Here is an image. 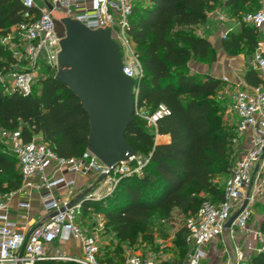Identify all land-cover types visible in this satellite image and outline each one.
Returning <instances> with one entry per match:
<instances>
[{
	"label": "trees",
	"instance_id": "1",
	"mask_svg": "<svg viewBox=\"0 0 264 264\" xmlns=\"http://www.w3.org/2000/svg\"><path fill=\"white\" fill-rule=\"evenodd\" d=\"M255 2L258 4V0H132L126 34L141 65V74L135 81L136 107L151 113L163 104L167 113L156 118L154 127L132 114L123 131L124 138L134 154L148 159L140 174L120 177L109 195L95 200L93 208L101 209L104 228L119 241L133 243L138 233L144 234L154 215L168 218L178 212L187 215L186 219L202 200L221 199L222 187L217 178L227 174L239 149L232 141L234 125L230 129L223 126V105L212 96L223 80L190 71L187 61L215 59L212 44L195 30L216 4H222L238 22L236 30L221 37V48L228 54L253 52L259 42L257 28L244 22L241 12ZM26 9L35 11L20 0H0V35L23 19ZM12 61L9 51L0 44V127L18 130L25 141L40 134L57 155L78 156L85 149L88 119L77 97L46 64L41 65V74L28 93L7 90L1 76L8 72ZM244 79L249 84L264 85V75L250 67ZM155 133H168L169 140L154 142ZM19 185L17 158L0 144V193ZM89 200L80 201L85 210ZM261 211L258 229L264 232V204ZM185 234V225L178 227L173 238L174 254L152 264H182L188 249ZM120 249L118 245L112 254L101 252L99 258L120 263ZM36 264L76 263L44 260ZM243 264H264V251L251 254Z\"/></svg>",
	"mask_w": 264,
	"mask_h": 264
},
{
	"label": "built area",
	"instance_id": "2",
	"mask_svg": "<svg viewBox=\"0 0 264 264\" xmlns=\"http://www.w3.org/2000/svg\"><path fill=\"white\" fill-rule=\"evenodd\" d=\"M20 1L26 8L32 7L35 11L26 9L23 19L13 24V29L11 26L17 45L21 43V46H17L19 56L14 60L16 64H20L12 67L10 63V69L5 73L7 90L28 93L32 82L41 74L40 63L56 69L58 40L63 28L58 30L59 22L51 14L52 8L79 20L89 28L108 24L109 35L120 51L122 71L133 80V113L144 118L146 125L150 127H154L157 117L167 113L163 104H158L151 113L141 112L136 107L135 81L141 74V65L129 46L126 34L127 16L131 11L132 0ZM218 15L223 18L222 13ZM242 20L254 26L264 24V0H258L257 6L246 10ZM10 36V30L0 35V44ZM249 67L260 76L264 75V49L260 43L252 52ZM221 79L227 80L225 76ZM227 106V111L234 116L232 141L239 144L242 135L247 134V142L240 144L241 150L224 177L221 199L218 202L202 200L196 212L185 219L184 239L188 249L182 264H210L204 261L207 255L206 245L222 235L225 221L245 198L251 176V190L246 203L228 229L229 238L234 233L242 236L231 244L235 254L233 264H243L251 254L264 251V232L249 222L253 203L264 194V85L258 83L248 88H234ZM0 138L6 141L17 158L20 185L26 184L31 176L38 177L39 202L45 212V216L27 234L8 217L6 199L9 193H0V264H36L44 260L73 261L76 264H152L138 253L123 255L120 263L100 260L99 229L103 226V215L97 214L93 225L83 227L75 221V210L81 206V199L67 206L76 195V176L90 175L98 185H104L105 192L108 193L120 177L140 174L148 156L132 153L125 160L107 166L86 148L78 156H59L40 136L25 141L18 130L0 127ZM103 171L104 177L96 180ZM100 189L87 191L83 198H99ZM17 205L29 208L26 197L19 199ZM87 210L91 211V208L87 207ZM20 216L25 218L27 212ZM71 238L79 242V255L55 244L56 239L68 241Z\"/></svg>",
	"mask_w": 264,
	"mask_h": 264
},
{
	"label": "water",
	"instance_id": "3",
	"mask_svg": "<svg viewBox=\"0 0 264 264\" xmlns=\"http://www.w3.org/2000/svg\"><path fill=\"white\" fill-rule=\"evenodd\" d=\"M48 7L51 8L50 5ZM51 14L63 28L58 40L54 77L77 97L87 115L85 148L107 166L125 160L134 152L123 135L134 110L135 98L131 89L133 80L122 71L120 51L109 35V25L89 28L79 20L52 8ZM220 47L219 36L214 40L212 48L216 50ZM104 175L105 172H101L96 180ZM251 183L252 176L245 198L224 223V239L228 240L229 226L246 203ZM88 190L84 188L67 206L82 199Z\"/></svg>",
	"mask_w": 264,
	"mask_h": 264
},
{
	"label": "crops",
	"instance_id": "4",
	"mask_svg": "<svg viewBox=\"0 0 264 264\" xmlns=\"http://www.w3.org/2000/svg\"><path fill=\"white\" fill-rule=\"evenodd\" d=\"M258 5V4H257ZM256 5V6H257ZM221 8V9H219ZM226 8L221 4V7H215L210 9L207 13L206 20L196 26V33L206 37L211 44L217 37H223L227 31L236 30L238 28L237 18L230 14H224ZM245 12V11H244ZM243 12V13H244ZM219 13L223 14V18H219ZM243 15V14H242ZM241 15V17H242ZM258 40L260 46L264 49V24L256 26ZM252 55V54H251ZM251 55L248 56V53L238 52L235 54L226 53L223 48H218L215 50V59L212 61H202L196 60L193 58L188 59L187 65L190 70L197 71L200 73H207L219 78L223 76L226 77V82L228 85L233 87H242L248 88L250 85L244 79V72L249 67V60ZM225 82V81H223ZM234 117V116H233ZM169 140L168 133H155L154 142H167ZM247 142V134L242 135L239 139L238 144V153L235 157L237 158L239 151L241 150L240 144L244 145ZM234 159V160H235ZM92 179L90 175H78L76 176V195L82 191L83 185L86 181ZM38 177L31 176L28 182L24 185H19L14 190L8 191L9 195L6 199L8 217L14 220L22 230L28 232L29 229L36 224L41 218L45 216L44 210H42L39 202V187H38ZM247 189V188H246ZM251 190V188L249 189ZM25 191V192H24ZM75 195V196H76ZM26 197L29 202V208H23L17 205V201ZM264 204V194L259 197L252 206V211L250 215L249 222L258 227L259 221L262 217V205ZM27 212V216L21 217L20 214ZM229 236V235H228ZM241 235L234 233L230 238L223 239V244L219 248L216 247V243L219 240H213L211 243L206 245L207 255L204 258V261L210 262V264H218V257L223 254H226V260L222 264H231L235 258V254L231 249V244H234L236 240L241 239ZM55 244L62 249L70 251L72 254L79 255V242L75 238H71L68 241H63L61 239H56ZM215 245V246H214ZM216 248V250H212ZM218 248V249H217ZM219 253L217 255L215 253ZM221 262V261H219Z\"/></svg>",
	"mask_w": 264,
	"mask_h": 264
},
{
	"label": "rangeland",
	"instance_id": "5",
	"mask_svg": "<svg viewBox=\"0 0 264 264\" xmlns=\"http://www.w3.org/2000/svg\"><path fill=\"white\" fill-rule=\"evenodd\" d=\"M140 0H136L138 2ZM143 1V0H141ZM222 1V0H220ZM257 5V2L252 3L248 5L242 12L241 15L243 14L244 11L251 9ZM215 7H221V4H216ZM221 9V8H219ZM224 14L227 15L226 10L224 11ZM57 28L59 31L62 30V26L60 23H57ZM13 29V26H12ZM11 27H10V38L5 40L3 42V47L6 48L11 57H12V67H17L19 66L20 63H15V59L18 58L19 52H18V45L21 46V43L19 42L18 45L16 43L17 38L14 36L15 34L13 33ZM196 31V30H195ZM128 43L131 48H133V42L131 41L130 38H128ZM122 50V49H121ZM128 52V51H127ZM252 52L248 53V56L251 55ZM129 55V52H128ZM127 55V56H128ZM41 63L39 66V69L41 68ZM40 71V70H39ZM192 71V70H190ZM197 72V71H195ZM2 81H5L6 76L2 75L1 76ZM1 82V80H0ZM235 87L228 85L227 82H223L222 86L216 90V92L212 95L216 99L220 101V103L223 105V110L220 112V117H221V122L225 128H231L232 125H234V118L233 114L229 113L227 111V105L229 103V95L234 90ZM3 90H6L5 88ZM142 110V109H140ZM141 112H144L142 110ZM139 116V115H138ZM40 134H34V138H38ZM0 144H4V146L7 148L8 144L6 143L5 140L0 138ZM235 146L238 147V145L235 143ZM234 146V147H235ZM9 148V147H8ZM146 163V162H145ZM225 176H220L217 178V183L219 186L222 187L223 180ZM84 188H89L88 191H94L98 190V188H101L99 191L100 197L97 199H91L89 200V208L92 210H85L83 206H80L77 208L75 211V221L77 223L83 225V227H88V225H93L98 217L97 214H102L101 209L93 208L95 205V200L100 201L101 198L106 197L109 195L114 186L111 187L112 189L107 193L105 192V187L104 185L100 186L97 184V182L94 179H90L86 181L85 185L82 187ZM82 189V190H83ZM187 216V215H186ZM185 215L174 212L170 217L168 218H161L159 216H152L150 219V222L144 232V234L138 233L136 240L133 243H126L124 241H119L115 236L114 233L109 230L105 229L104 226H102V229H99L100 235H99V245H100V254L101 252H109L112 254V250L120 245L121 253L123 255L125 254H133V253H138L140 254L141 258H144L145 260H150L152 263L159 260V259H164L172 256L174 252L176 251V248L173 244V238H174V232L177 230L178 227L184 225L185 222ZM104 220V219H103ZM229 238V236H228ZM223 236L221 235L219 237V240L216 243V247L219 248L223 244ZM217 248V249H218ZM215 253V252H214ZM216 256L220 255L219 253H215ZM218 257V256H217ZM226 254L219 256L217 259L221 262L218 261V264H222L226 260ZM215 264V263H214Z\"/></svg>",
	"mask_w": 264,
	"mask_h": 264
}]
</instances>
